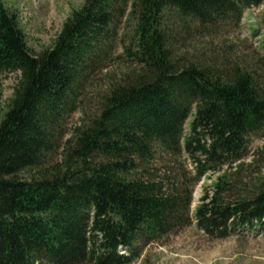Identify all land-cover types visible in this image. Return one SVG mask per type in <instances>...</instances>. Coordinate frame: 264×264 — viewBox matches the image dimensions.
<instances>
[{"label": "trees", "instance_id": "16d2710c", "mask_svg": "<svg viewBox=\"0 0 264 264\" xmlns=\"http://www.w3.org/2000/svg\"><path fill=\"white\" fill-rule=\"evenodd\" d=\"M258 6L264 24V0H84L52 47L32 54L0 0V72L18 73L0 121V264H129L193 220L214 239L264 236V174L249 192L219 175L192 218V184L151 172L156 152L183 153L198 182L264 133V79L241 66H179L169 33L191 21L238 26ZM118 46L115 60L136 72L67 133L82 87ZM27 171L36 174L19 178Z\"/></svg>", "mask_w": 264, "mask_h": 264}, {"label": "rangeland", "instance_id": "374dc122", "mask_svg": "<svg viewBox=\"0 0 264 264\" xmlns=\"http://www.w3.org/2000/svg\"><path fill=\"white\" fill-rule=\"evenodd\" d=\"M7 9L17 15L19 27L24 33L26 44L32 54H38L52 47L61 26L73 10L84 0H3ZM263 6L251 7L244 11L238 26L233 22L204 28L195 22L181 24L171 30L170 44L174 59L179 66L190 64L214 69L223 73L233 66L247 69L255 77L264 79ZM130 26H121L119 35L129 33ZM121 38V36H120ZM119 38V39H120ZM113 60L96 71L81 89L78 110L67 121V133L80 123L96 115L101 99L109 85L123 83L137 67L131 62H119L121 49L113 50ZM18 73L0 72V121L6 111ZM188 132L185 125L184 133ZM61 149L49 163H58ZM46 163L44 166H48ZM153 175L162 178L185 179L190 186L192 203L190 214L193 218L200 198L211 195L216 177L226 173L229 187L234 191L249 192L257 177L264 174V133L251 137L241 160L225 165L218 172H209L198 182L194 180V169L185 154L178 157L156 152L151 165ZM36 171L19 175L30 179ZM90 264V263H88ZM129 264H264V236L258 232L240 231L226 238L214 239L200 231L194 220L191 225L177 233L146 245L140 258Z\"/></svg>", "mask_w": 264, "mask_h": 264}]
</instances>
